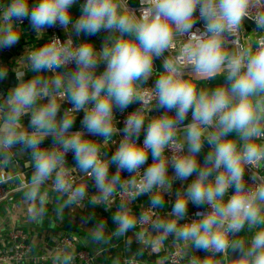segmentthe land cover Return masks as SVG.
Instances as JSON below:
<instances>
[{
  "label": "clouds",
  "instance_id": "obj_1",
  "mask_svg": "<svg viewBox=\"0 0 264 264\" xmlns=\"http://www.w3.org/2000/svg\"><path fill=\"white\" fill-rule=\"evenodd\" d=\"M138 4L0 0V50L20 43L25 20L37 36L64 30L63 39L53 35L26 47L11 69L15 85L0 93V171L21 169L23 157V168L31 169L26 181L0 174V184L19 185L27 219L36 224L49 204L60 217L90 210L81 217L85 225L95 209L111 211L114 204V230L104 219L90 227L99 251L134 233L141 255L172 238L176 251L157 264H264V0ZM74 5L81 10L75 20ZM246 21L254 22L251 34ZM101 33L107 35L99 48L80 40ZM9 71L0 64V81ZM217 76V86H198ZM133 104L138 107L118 127L116 113ZM114 137V151H105ZM142 197L148 207L137 214L132 205ZM166 200L167 218L155 215ZM190 204L206 210L190 218ZM75 259L69 243L54 264Z\"/></svg>",
  "mask_w": 264,
  "mask_h": 264
},
{
  "label": "crops",
  "instance_id": "obj_2",
  "mask_svg": "<svg viewBox=\"0 0 264 264\" xmlns=\"http://www.w3.org/2000/svg\"><path fill=\"white\" fill-rule=\"evenodd\" d=\"M246 27V31L251 34L253 29L247 25ZM23 28L25 29V31L19 44L11 49L0 50V64H6L10 66L14 60H17L23 54L26 47L32 49L38 48L47 34L46 29L45 34H41L39 36L35 35V33L30 29L29 21L25 26H23ZM246 39H248V36L246 37ZM160 67L161 61L157 60L156 68L159 70ZM6 89V87L0 88L1 91H4ZM66 106L67 105H64L63 107ZM25 123H27V118L25 119ZM46 143L50 144L51 141L48 140L46 141ZM104 149L107 151L110 150L111 152L114 151L115 147H113L112 145H107ZM70 163L71 165H74L75 162ZM18 174L19 173H15L13 175ZM123 175L128 176L126 172L123 173ZM27 179H30V173L27 174V178L24 180ZM8 188L11 190L10 196L13 197H11V199L7 202L0 205V250L6 249L11 245L9 239L10 234L12 233V231L20 229L25 232L27 241L32 245L33 251L39 255L43 253L53 254V257L55 258L56 253L53 252V246L56 244V241L59 237L67 236L77 241V250L88 251L96 257V260L100 264H116L117 259L122 257V254H119L117 252L114 244L118 246V244L123 240V237H116L114 238L113 242L105 245L103 253H101V255H97L100 251L94 249V246L89 240L90 227H92L94 223L100 219H104L107 221L109 233L114 230L115 225L111 220L113 212L116 211V207L114 204L112 205L111 211H109L108 213H106L103 208L95 209V219L89 221L87 225L82 223L81 217L87 215L88 211L90 210H78L76 213L73 212L71 214L65 212L63 217H60L56 215V212L54 211V205L49 204L47 215L43 218L41 223L36 224L30 222L27 219V214L21 204L22 193L19 191V185L12 184ZM89 191H95L94 187H90ZM147 200L148 198H146L145 202L142 203L141 201H139L135 205L133 211L138 214L139 210L144 204H146ZM170 209L171 207H167L166 205L164 208L160 209L165 214L164 218H167V212L168 210L170 211ZM138 230L139 228L137 227L136 231ZM129 236L133 240H135L134 233H129ZM148 249L150 250L149 255H152L153 252L151 248ZM173 250L174 245L172 242V238L170 237L167 241L164 242V247L158 252L154 253L157 256V262L167 257L168 254H170ZM192 255L198 256L202 259L205 258V254L203 252H196L195 250H193ZM135 259L142 261L143 264H152L148 262L146 257H143L141 255H137ZM52 264H54V259ZM74 264L79 263L74 262ZM182 264H187V259L183 260Z\"/></svg>",
  "mask_w": 264,
  "mask_h": 264
},
{
  "label": "built area",
  "instance_id": "obj_3",
  "mask_svg": "<svg viewBox=\"0 0 264 264\" xmlns=\"http://www.w3.org/2000/svg\"><path fill=\"white\" fill-rule=\"evenodd\" d=\"M135 0H132V2H134ZM138 3V0H137ZM134 7H139V4H137ZM28 20H25L22 27L25 26L27 24ZM254 23V22H253ZM197 27H203V25L198 24ZM246 27V25H245ZM247 29V27H246ZM56 35L58 37H60L61 39H63L64 37V30L57 26L55 28H49L47 29V34L46 37L44 38V40L42 41V43L46 42L48 39H50L51 36ZM247 35H245L244 39H246ZM42 43L39 45L42 46ZM153 81H149V85H151ZM69 105H67L66 107H68ZM138 107L137 104H133L131 105L124 113H120L117 112L116 116H117V120L120 122L118 124V127L123 128V121L126 119V116L129 112L135 110V108ZM162 111V110H161ZM158 114L157 112H153L152 115H156ZM83 118V113H80L77 117L78 123L75 129H79L80 128V121ZM74 129V130H75ZM119 139V137H114L113 141L109 143L108 146H113L116 147L115 141H117ZM144 139V134H141L140 137V141L142 142ZM257 143H262L261 141H257ZM105 150V149H104ZM107 151V150H105ZM110 152V150H109ZM68 156H72L71 153H69ZM67 156V157H68ZM149 163H151V157L149 158ZM29 172H31V169H28ZM127 173V172H126ZM169 173L172 174V169H169ZM0 174L8 176V175H12V176H17V175H13L11 174L9 171L2 170L0 171ZM31 174V173H30ZM261 174H264V166H262V170H261ZM74 175H80L82 176L83 174L81 173H74ZM128 175V173H127ZM20 177V176H19ZM24 180V179H23ZM26 181V180H24ZM187 183V181L185 182V184ZM249 183H251V181L249 180ZM9 186H6V183L0 184V203H2L3 201H5L8 197H10L11 194V190L8 188ZM92 187L91 182L89 185V188ZM147 197H142L140 199H138L133 205L132 208L134 209L135 205L141 201L145 202V199ZM166 206L167 207H171L170 204L167 203L166 200ZM148 207V202H146V204H144L141 209L139 210V212L141 210H146ZM205 208H195L193 210H191L189 212V217L191 218L193 216V214L196 211H205ZM105 211V210H104ZM106 213H108L109 211H105ZM155 215H158L160 217H165L164 212H162L160 209L156 210ZM155 218V216H154ZM139 229L140 227H142L141 225L137 226ZM242 235V234H241ZM10 243L11 245L3 250H0V264H5V258H9L8 259V264H52L53 262V254H36L33 251L32 245L27 241V237L26 234L23 230L17 229L12 231V233L10 234ZM71 243L72 248L74 250L76 259H75V263H79V264H100L97 260L96 257L94 255H92L91 253H89L88 251H84V250H77V246L78 243L75 239H72L70 237L67 236H61L57 239L56 244L53 246V252L57 253V251H59L62 246ZM176 251L175 247L174 250L168 254L167 257L163 258L162 260H165L166 258L171 257V255ZM101 253H103V251H100L97 255H101ZM205 254V253H204ZM209 259H218V258H212V257H208ZM125 264H130L129 261H125ZM131 264H143L142 261L138 260V259H132L131 260ZM182 264V262H181Z\"/></svg>",
  "mask_w": 264,
  "mask_h": 264
},
{
  "label": "water",
  "instance_id": "obj_4",
  "mask_svg": "<svg viewBox=\"0 0 264 264\" xmlns=\"http://www.w3.org/2000/svg\"><path fill=\"white\" fill-rule=\"evenodd\" d=\"M84 0H79V3H83ZM71 12H72V18L73 20H75L76 18L79 17V15L81 14V10L79 8L78 5H74L71 9ZM201 25H203L201 23ZM247 26H249L250 28L254 29V23L251 22V21H246V24ZM107 34L106 33H101L99 36H96V37H81L80 40H83V39H91L93 40V42L97 45V48H99V46L103 43V39L104 37L106 36ZM17 63L16 60H14L9 67L10 71H9V76H8V79L6 80H3V81H0V88L1 87H6L7 89L4 90V91H1L0 90V93H3V94H7V91L10 87L14 86L15 83H16V80H15V76H14V73L11 71L12 68H14ZM29 75H31L29 73ZM190 119V118H189ZM51 141V140H50ZM208 151V147L205 146V149H204V153L206 154ZM27 159V157H23L19 160V164H20V167L21 169H16L15 171H12V170H7L9 171L11 174H15V173H19L17 176L20 178V179H26L27 178V174L28 173H31L28 171V169H24L23 168V164H24V161ZM68 161H69V165L71 166V163L70 162H75L73 160V156H68L67 157ZM199 160L201 162V164L203 163V155H201L199 157ZM191 180V178H189V181H187V183H189ZM187 183L185 184V186L187 185ZM12 184H17L15 182H7L6 183V186H11ZM18 185V184H17ZM180 183L179 182H175L173 187L174 189H178L180 188ZM11 197L13 196H10L8 197L5 201H3L1 204L7 202L8 200L11 199ZM196 207L192 206L191 204L189 205V211L192 210V209H195ZM171 210V209H170ZM247 233H244L242 236L244 238H247ZM128 241H131V244L129 245L128 244ZM114 247H116V250L119 254H122V257L118 258L117 261H116V264H125V261H129V259H134L137 255H141L139 254V251L140 249L143 247L141 244H139L138 242H136V240H133L129 234L128 236L125 238L123 237V240L117 245L114 244ZM150 254V250H145L141 256L143 257H146L148 262L152 263V264H156L157 263V256L153 253L152 255H149Z\"/></svg>",
  "mask_w": 264,
  "mask_h": 264
},
{
  "label": "trees",
  "instance_id": "obj_5",
  "mask_svg": "<svg viewBox=\"0 0 264 264\" xmlns=\"http://www.w3.org/2000/svg\"><path fill=\"white\" fill-rule=\"evenodd\" d=\"M138 3H137V0H135L133 2V6H136ZM222 80V77L221 76H217L215 77L214 79L210 80V81H200V82H197L198 83V86L200 87H214V86H217L220 81ZM78 123V120L76 121ZM77 123H75L74 125V128H76L77 126Z\"/></svg>",
  "mask_w": 264,
  "mask_h": 264
},
{
  "label": "rangeland",
  "instance_id": "obj_6",
  "mask_svg": "<svg viewBox=\"0 0 264 264\" xmlns=\"http://www.w3.org/2000/svg\"><path fill=\"white\" fill-rule=\"evenodd\" d=\"M245 37V36H244ZM243 235V234H242Z\"/></svg>",
  "mask_w": 264,
  "mask_h": 264
}]
</instances>
